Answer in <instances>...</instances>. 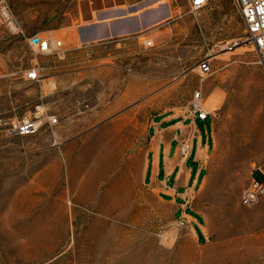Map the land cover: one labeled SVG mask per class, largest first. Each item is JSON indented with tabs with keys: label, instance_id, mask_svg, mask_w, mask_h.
<instances>
[{
	"label": "rangeland",
	"instance_id": "1",
	"mask_svg": "<svg viewBox=\"0 0 264 264\" xmlns=\"http://www.w3.org/2000/svg\"><path fill=\"white\" fill-rule=\"evenodd\" d=\"M79 1L9 0L28 35L51 41L77 23ZM123 1L130 19L96 45L53 39L63 42L64 109L25 80L37 64L52 75L47 58L0 24V114L32 118L46 103L59 120L36 136H0V264H264V196L241 203L264 170V68L250 46L220 48L244 37L239 10L233 0L199 11L190 0ZM205 59L212 71L202 76ZM197 91L214 118L200 241L143 184L150 120Z\"/></svg>",
	"mask_w": 264,
	"mask_h": 264
},
{
	"label": "crops",
	"instance_id": "2",
	"mask_svg": "<svg viewBox=\"0 0 264 264\" xmlns=\"http://www.w3.org/2000/svg\"><path fill=\"white\" fill-rule=\"evenodd\" d=\"M78 4L77 23L52 33V41L64 37L69 45L95 42L108 36L112 30L119 31L123 22L130 19L124 17L126 12L123 0H81ZM52 55H42L47 58L53 74L48 77L44 75L40 82L41 94L48 106L56 103L59 109H64L68 101L61 91L67 88L68 76H65L67 74L61 67L60 59L63 57L59 55L60 63L52 66V60L56 59ZM75 74L70 76L69 84L74 81L73 89L80 90L82 76L80 73ZM47 104H42L44 110ZM190 110L191 104L171 108L150 120L143 184L162 204L173 208L176 219L192 222L200 241L206 232L203 215L196 207V199L208 176L209 157L214 148V118L210 110L207 120L193 116ZM184 142L190 144L187 154L181 149ZM198 216L201 221H198Z\"/></svg>",
	"mask_w": 264,
	"mask_h": 264
},
{
	"label": "built area",
	"instance_id": "3",
	"mask_svg": "<svg viewBox=\"0 0 264 264\" xmlns=\"http://www.w3.org/2000/svg\"><path fill=\"white\" fill-rule=\"evenodd\" d=\"M211 0H190L193 11H199L206 8ZM234 5L239 10L244 26L245 35L241 40L233 44H223L220 48L223 52L231 53L234 49L243 46H250L257 54L259 63L264 68V0H233ZM0 24L4 26L9 33L13 35H23L27 43L36 51L37 54H56L62 52V41H51L40 35H28L18 24L9 0H0ZM99 42H83L82 47H90ZM148 46H153L152 41L147 42ZM198 71L202 76L208 75L212 71L210 59H205L198 64ZM44 67L37 64L25 72V78L31 82H41L43 80ZM40 105L38 112L32 118L23 120H13L3 117L0 114V136L6 138L36 136L47 126L57 125L58 118L55 115H49ZM190 114L201 119L207 120L210 117L203 94L197 91L193 95ZM182 152L187 154L190 150V144L184 142L181 146ZM264 196V170H255L252 177V183L242 196L241 203L246 207L256 206Z\"/></svg>",
	"mask_w": 264,
	"mask_h": 264
},
{
	"label": "bare ground",
	"instance_id": "4",
	"mask_svg": "<svg viewBox=\"0 0 264 264\" xmlns=\"http://www.w3.org/2000/svg\"><path fill=\"white\" fill-rule=\"evenodd\" d=\"M149 17H150V16H149ZM163 18H164V17H163ZM153 19H154V18H153ZM109 20H110V19H109ZM109 20H108V21H109ZM153 23H154V22H153ZM100 27H101V26H100ZM100 32H101V31H100ZM102 32H104V31H102ZM102 32H101V33H102ZM124 32H125V31H124ZM125 35H126V34H125ZM123 36H124V35H123ZM99 37H100V36H98V38H99ZM88 43H89V42H88Z\"/></svg>",
	"mask_w": 264,
	"mask_h": 264
}]
</instances>
